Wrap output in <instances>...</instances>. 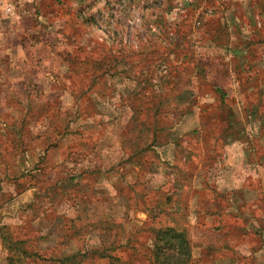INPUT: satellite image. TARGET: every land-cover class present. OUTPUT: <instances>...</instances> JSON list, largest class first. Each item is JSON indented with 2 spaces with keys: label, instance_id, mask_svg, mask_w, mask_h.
<instances>
[{
  "label": "rangeland",
  "instance_id": "374dc122",
  "mask_svg": "<svg viewBox=\"0 0 264 264\" xmlns=\"http://www.w3.org/2000/svg\"><path fill=\"white\" fill-rule=\"evenodd\" d=\"M243 1L0 0V167L8 165L11 177L17 172L25 173L19 182L35 185L18 193L12 181L0 173V232L10 242L24 240L23 246L29 250H43L38 260L19 261L16 252L6 249L8 242L0 237V264H9V255L13 259L11 264H59L52 262L51 256L67 259L70 264H149L151 244L150 239L147 243L145 233L169 218L179 219L185 209L188 217L184 226L191 248L187 264H264V198L260 207L239 203L233 210L228 208L248 222L245 226L241 220L234 223L235 235L227 237L223 230L216 231L228 219L224 214L225 198L231 185L226 181L230 175L226 164L220 166L219 178L215 180L217 190H211L213 181L210 189L203 185L197 189L196 195L208 200L206 206L190 201L187 208L180 210L179 204L186 198L177 192L174 201L178 203V213L153 217L149 213L152 221L143 223L140 220L144 214L133 211L130 198L131 203L141 204L140 199L143 204L147 202L146 208L157 202L156 197L163 200L156 192L157 179L148 180L143 173L136 186L128 169L114 172L122 162L120 151H114L117 139L130 135L123 128L129 116V111L122 107L126 101L123 97L122 101L117 100L121 99V91L140 86L147 96L153 90L160 94L161 104L163 95L157 79L152 75L150 86L148 82H139L141 77L135 75L145 64L156 70L161 61L173 59V54L181 57L184 52L185 59L203 65L207 78L221 86L230 105L232 101L240 103L238 87L229 86L228 76L222 73L229 52L215 46L214 40L218 38V43L231 48L250 40L251 44H262L264 50V12L251 6L254 2L264 4V0H250V27ZM195 20L198 22L189 32ZM173 23L179 25L178 32L172 30ZM161 25H169L170 34H182L181 54L179 48L166 53V45H158L156 39L163 32L157 29ZM246 49L239 47L241 53ZM241 53L233 57H241ZM182 69L186 72V84L191 86L190 66L183 65ZM143 73L149 74L146 69ZM205 91L200 98L212 116L217 96L209 93L208 87ZM197 98L190 93L186 100L192 102ZM234 112L239 126L247 122L248 132L257 135L259 127L253 124L251 115L237 106ZM223 121L226 122L221 118L220 122ZM21 122L23 133L18 134ZM190 124L182 117L176 119L179 132L190 130ZM99 131L106 138L98 145L101 150L96 144ZM17 137L25 146L22 150ZM257 140L256 148L261 151L264 130ZM98 167L104 170L103 175L93 184L86 175ZM168 178L169 185L171 176ZM123 184L128 186L121 189V194L126 201L128 198L129 208L125 217L113 218L110 205L117 194L116 185ZM129 185L135 186L133 192ZM211 196H215L214 202ZM190 197L193 200V193ZM207 215L214 217L212 222L202 221ZM201 231L206 234L201 235ZM61 232L64 234L57 240Z\"/></svg>",
  "mask_w": 264,
  "mask_h": 264
},
{
  "label": "crops",
  "instance_id": "0c3cea01",
  "mask_svg": "<svg viewBox=\"0 0 264 264\" xmlns=\"http://www.w3.org/2000/svg\"><path fill=\"white\" fill-rule=\"evenodd\" d=\"M251 4L252 2L250 0H245L242 2V7L247 8L248 10L246 14L248 27H250V14H252L250 10L251 6L253 8H257V10H262L264 12L263 2H259L257 5H255V2L252 5ZM259 44L254 45L250 43V40H243L241 42V45L239 44L237 47H240L242 49L247 48L245 51H243V53H241V57H233L235 55H233L231 51L226 49L224 50L229 52L227 59L225 58L226 62H228V85L232 88L234 86H237L238 90L236 91V95H241L240 103H238V101H232V110L234 112L235 107L237 106V108L241 109L243 113L247 114V116L251 115V121L253 122V124H258L257 127H259L258 130L260 132L264 130L260 129L264 128V84L262 82L264 80V50L261 49L262 44L261 46H259ZM217 46L223 48L222 46ZM252 47H255V49ZM251 64L254 65H252V68H254V70L251 69ZM171 65H174L173 62H171ZM182 66L183 65L175 66L172 68L174 70L170 68L171 71L169 70L167 76L164 77L165 83L163 85V88L161 89V93L163 95L161 104L157 105L153 103L154 101L159 99V96H156L154 99H152L153 102L151 101L149 102V104H147V106L152 105L151 109L155 105H157L158 111H166L165 113L167 114V116L162 113L160 117L155 116L153 118L152 116L150 118L151 121H157L155 125L152 122L150 123L151 125H148L147 118L146 120H143L137 119L135 117L134 112L136 106L138 105L137 100L134 99L130 103L124 102L126 106L124 105L122 107L129 111V116L128 119L123 122V128L126 133L130 135L126 136L124 140L122 138L117 139V146L114 151H120L119 158H121L120 160H122V162H120L121 166L116 167V171L114 172L125 171L128 169V173L129 171L131 173L130 177H133L132 183L136 184V186L140 184V179L141 176H143V173L146 174L148 180H153L156 178L158 181L156 192L158 194H165L163 192H166L168 188L169 191L173 190L172 194L174 195H176L177 192L182 193L181 195L186 198L185 202H183L181 199L177 200L178 202L182 201V203L179 204L181 205L180 210H184L188 207V203L190 201H192L194 205L198 204L203 207L206 206V201L208 200H202V197H200L198 194L196 195L197 189L202 185L206 188H209V184L214 182L215 184L210 185L211 190H217V187L219 186L217 185L215 180L216 178H219L220 166L223 167L226 164L227 167H230V175L226 179V181L231 185V187L226 189V191L229 193H226L227 197L225 198L227 203L224 214L228 219L223 222L224 227H221L216 231L218 232L223 230V233L227 234V237H229L230 235H235L234 233L236 232L235 229H232V226L234 223H238V220H241V223H243L242 225L244 226L248 223L245 222L246 219L243 216L241 217V215L237 213L232 214L233 211L230 212V210H233V208H235V206H238L237 204L239 203L253 208L263 206L264 159L262 158L261 161L258 160L257 157L260 150H257L255 145V142L258 141L257 138L259 136V132L258 130H256V132H258L257 135L250 134L245 128L247 122H242L241 126H239V119L238 116H236L232 120L234 130L231 131V134L223 135V137L219 138V144L213 148H210L209 140L207 141L203 137V122L205 113L201 111V109L204 108V104L201 101L200 97L203 96V94L207 93V91H205L206 87H208L209 93H211L212 95L214 94L215 96H218V92L214 90V87L217 86L218 89L220 88L222 91L223 89L216 82H212L213 85L202 83V79L198 75H195L198 74L196 68H193V70L191 71L193 82L191 86H188L185 82L187 77L186 72L182 69ZM190 93L198 96V98L196 101L188 103L186 97L189 96ZM117 100L119 102L122 101V99L120 98H117ZM122 107L117 109H121ZM149 111L152 112L151 110ZM202 112L204 115H202ZM173 117L175 119L174 121L171 120V118ZM177 117L187 119L188 124H190V122L192 121V123L188 125V127L192 128L190 130L184 131L183 133L179 132L176 128L178 126L176 125ZM160 120H165V122L161 121L162 123H160ZM142 125H148L145 129V133H143V129L141 128ZM120 131L121 133L123 132L122 130ZM98 133L99 134L96 140V144L98 149L101 150L102 148H100L98 145L103 143L106 138L105 134L103 136H100L102 131H99ZM88 135L90 136V134ZM6 144V142H3V145ZM182 145L183 147L194 152V154L190 155V157L192 158V165L187 164V169L179 168L178 165L174 166L175 171L178 172L176 177L177 180L175 183L176 187L172 189L170 188L172 187L170 182V186L167 184L165 167L170 165L172 162L175 163V155L181 149ZM105 149H107V147ZM215 152L216 156L214 157L212 155ZM201 158L211 159L208 169H200L199 160ZM216 158L217 164H212V160H215ZM126 166L127 168H124ZM0 171L5 179H8L10 182L12 181L13 185L16 186V189L18 188V193L22 192L26 188L35 187L34 184L27 185L25 182H19L21 178L25 177V173L17 172L11 177L8 165H2L0 167ZM103 171L104 170L98 167L94 171L87 172V179H91L93 184H95V180L99 179V177L103 175ZM120 173L121 175H125V173ZM149 175L150 177H148ZM15 180H17L18 182L15 183ZM253 181L255 182L254 184ZM122 186L116 185L117 194L114 198V202L110 205V207H112L110 211L113 212V218H115L116 215H119L118 217L120 218L122 216L125 217V212H127V209L129 208V205L127 204L129 202L128 198L127 202L126 198L121 194V189H127L128 186L125 184H123ZM129 186L130 190L133 192L135 186ZM153 188L154 187L150 188V191L154 194ZM192 193L193 200H190V195ZM214 198L215 196H211L213 202ZM4 201H2L1 203L4 204ZM140 203L141 204H137L136 202L131 203L130 198V204L133 207V211H135L136 213L140 212L144 214V218L140 220V223L150 220L152 221L147 208L144 206L147 205V202L146 204H143L142 200L140 199ZM97 205H100V201L97 202ZM174 205L178 207L177 202H175ZM228 208H230V210ZM185 213L186 209L185 211H183V213L181 212V216L179 215V221L183 224H185V222L187 221V218L185 217H188L187 213ZM260 217L262 218V215ZM213 219L214 217L212 215H207L203 217L202 221L204 223H209L212 222ZM259 219L260 218H258V220ZM119 221L121 222V219ZM205 232L206 231H201L200 234L204 235L206 234ZM63 234L64 233L61 232L57 236V240H60ZM186 235L188 239L187 232ZM145 236L148 243V239H150V233L146 232ZM206 246L210 245L208 244ZM40 251L37 252L41 253ZM30 263L41 264L38 261H33Z\"/></svg>",
  "mask_w": 264,
  "mask_h": 264
},
{
  "label": "trees",
  "instance_id": "16d2710c",
  "mask_svg": "<svg viewBox=\"0 0 264 264\" xmlns=\"http://www.w3.org/2000/svg\"><path fill=\"white\" fill-rule=\"evenodd\" d=\"M77 12H78V10H77ZM179 22L181 23V20H179ZM197 22H198V20H195L193 22V25L189 27V32H190V30L194 29L195 23H197ZM160 23H162V25H163V22H160ZM176 24L177 23L172 24V30L173 31H176L179 28V25L178 24L176 25ZM162 25L159 26L157 29V30L163 32L161 38L156 39L158 45H160L162 47L163 46L165 47V45H166V48H167V50H165L166 53H174L172 51H174V49L179 48L178 54H181V51H184L183 47H180V46H182L180 43V37L182 36V34L180 35V34L175 33V34H177V36L170 34L167 31V28H169V25L165 28H163ZM166 32H167V34H166ZM176 32H178V31H176ZM154 36H156V35H154ZM217 40H218V38L216 40H214L215 46H217V45L222 46L224 49L231 51L233 55L237 54V53H239V54L241 53L239 48H234V47L231 48V47H229L230 46L229 44H228V46L226 44H223V43L220 44L217 42ZM182 41L183 40H181V42ZM153 43H154V41H153ZM162 44H165V45H162ZM173 55L175 56L173 59H166L165 61H161V63L157 64L158 67L156 68V70H153L151 68L149 69V65L145 64L143 66V70H140V71H138V73L135 74L137 78L141 77L139 82H141V83L148 82V84H150V86H152L153 84L151 83L152 81L150 78H152V75H153V77H155L157 79V81H158L157 83L160 85V89H162L163 85L165 83L164 77L167 76L169 70L171 71V69L173 67L178 66V65H189L191 71L193 70V68H196V71L198 74H195V75L196 76L198 75L202 79V83H206L208 85H210V84L213 85L212 81L206 77L207 74H206V71L203 70L202 64H199L198 62H190L188 59H185L184 52H183V54H181L182 55L181 57L176 55V54H173ZM171 62H173L174 65H171ZM148 63H151V62L148 61ZM222 67H223L222 73L225 74L227 77L228 62L225 63V65H222ZM144 69H146V71H148V73H149L148 76H146L143 73ZM172 70H174V69H172ZM128 79H130V77H128ZM214 90L216 92H218V96L216 99V107H215L214 112H212L213 113L212 116H211V114L208 115L207 110L205 108L201 109V111H203L205 113L204 122H203V124H204V129H203L204 136L203 137L205 140H207V141L209 140V147L210 148L211 147L213 148L219 144V138L223 137V135L231 134V131L234 130V125H232V120L234 119V112L232 110V105H230V103L225 100V93L220 88L218 89V87L216 86V87H214ZM124 92H126V93H124ZM151 92L152 93L150 95L146 96V93H144V90H141V87L138 86L137 89H132V90L127 89L124 91L122 90L121 91V99L123 97L124 100L128 103L132 102L134 99L137 100L138 105L136 106V109L134 112L135 117L137 119H143V120H146V118H147V120H148L147 124L148 125H151L150 124L151 122L155 125L157 123V121L156 120L151 121L150 118L152 116L154 118L155 116L160 117L162 113H164L166 116H167V114L165 113L166 111H164V110L158 111L157 105H160L159 99H157L154 102L152 101V99H154L156 96H159L160 94H158L157 92H153V90H151ZM151 101L153 103L157 104L152 109H151L152 105L147 106V104H149V102H151ZM187 102L190 103V100H187ZM149 110H151L152 112H150ZM203 112H202V115H204ZM223 114H224V118H223ZM260 116H261V114H260ZM221 118H222V120L225 119L226 122H224V121L220 122ZM13 123L14 122H12L10 125L13 126ZM222 123H224V125H222ZM148 125H145V126L142 125L141 128L143 129V133H145V129ZM22 127H23V123L21 122L19 124V127L17 128L18 134L23 133ZM239 131H240V129H239ZM6 132H7V135L9 136L10 133L8 132V130ZM17 139L19 140V143H18L19 149L20 150L24 149L25 146L22 142L21 137H17ZM10 144H8V145H10ZM42 146H43V150L46 151V149H47L46 146H44V144H42ZM191 154H194V152L183 147V145H182L181 149L175 155V161H174L175 163L172 162L170 165L167 166L169 168V170L165 174H166L167 178L169 177V175L171 176L169 182L171 181L170 184L172 185V187H170V188L174 189L176 187L175 183L177 180L176 177H177L178 171L177 172L175 171L174 166L178 165L179 168L187 169V167H186L187 164L192 165V158L190 157ZM258 154L259 155L257 158L259 161H261L262 158L264 159V148L261 149V151H259ZM212 156L215 157L216 152ZM210 160L211 159H208V158H201L199 160L200 169L201 170L202 169H208ZM215 162H216V159L215 160L213 159L212 164H214ZM172 191L173 190L169 191V188H168V190L166 192H163L165 194L161 195V196H163V200H160L159 197H156L157 202L153 201L152 206L147 208V211L152 214V217L155 216L154 214H156V215H158V214L173 215L175 213H178L177 212L178 207L176 205H174L176 202V200L174 201V197L176 195L172 194L173 193ZM149 233H150V244H151L150 248H149V256H150V259H149L150 263L149 264H187V262L190 259V255H191L190 249L191 248H190V243L187 239L185 226L183 223L179 222V219L169 218V220H167V222L165 221V222L159 223L158 226H151V227H149ZM0 234H1L2 241L8 242L9 246H6V248L10 252H16L17 258L19 261H24L25 259H28V258H32L31 260L35 261V260L42 258L39 256V254H41V253H38L35 249L30 248V250H29L28 248L24 247L23 246L24 240L23 241L22 240H12L10 242L11 239L4 236L2 234V232H0ZM96 255L100 256V257L108 256L104 253H96ZM51 259L53 260L52 262L56 261L59 264H70V262H67V259L63 260V258H59V257H55V256H51ZM51 259H49V260H51ZM7 260L10 261L9 264H11L13 261L12 256L11 255L7 256Z\"/></svg>",
  "mask_w": 264,
  "mask_h": 264
},
{
  "label": "built area",
  "instance_id": "2783aa9c",
  "mask_svg": "<svg viewBox=\"0 0 264 264\" xmlns=\"http://www.w3.org/2000/svg\"><path fill=\"white\" fill-rule=\"evenodd\" d=\"M9 10V8H7Z\"/></svg>",
  "mask_w": 264,
  "mask_h": 264
}]
</instances>
